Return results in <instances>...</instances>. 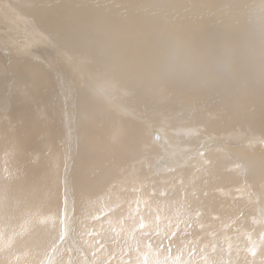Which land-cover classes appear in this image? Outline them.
I'll return each mask as SVG.
<instances>
[{"label": "bare ground", "instance_id": "1", "mask_svg": "<svg viewBox=\"0 0 264 264\" xmlns=\"http://www.w3.org/2000/svg\"><path fill=\"white\" fill-rule=\"evenodd\" d=\"M17 1L18 17L9 9L0 12V21L11 27L15 39L8 48L0 44V264L43 261L45 250L57 239L65 196L70 198L67 207L73 201L86 205L96 185H107L111 173L114 181V173L124 172L139 152L156 156L167 133L184 137L178 141L199 147L187 151L203 156L195 161L202 167H194L191 175H173L184 178L182 206L174 199L163 207L170 204L171 210H181L184 223L196 215L198 230L205 224L201 231L209 237L222 239L232 226L237 232L244 229L226 224V215L213 211L232 190L251 191L246 189L250 179L264 184V0ZM36 34L48 39L47 45L59 46V53L65 48L70 58L61 61L39 42L21 50L25 61L15 72L9 61L17 56L13 51L20 48L19 40ZM148 120L164 130L153 127L149 132L142 124ZM150 136L158 140L157 147H151ZM181 159L184 165L190 162ZM153 163L152 169L159 168ZM63 170L66 188L58 174ZM162 170L165 167L157 171ZM229 178L237 188L219 186ZM118 182L125 205L132 199L133 184L127 179ZM214 182L218 184L213 187ZM115 209L117 225L127 210ZM263 215L258 213L252 222L264 230ZM164 227L156 233L163 235ZM193 239L195 247V235ZM113 241L112 236L109 242L116 250ZM247 241L262 246L253 234ZM196 246L202 249L195 252L202 257L196 264H208L207 257L210 264H254L241 249L224 263L214 255L213 244L196 240ZM257 264H264V259Z\"/></svg>", "mask_w": 264, "mask_h": 264}, {"label": "rangeland", "instance_id": "2", "mask_svg": "<svg viewBox=\"0 0 264 264\" xmlns=\"http://www.w3.org/2000/svg\"><path fill=\"white\" fill-rule=\"evenodd\" d=\"M5 1L6 0H0V12H1V10L9 9V11L11 13H13L14 15H16L18 17L19 13L21 12V10L17 9L18 6L20 5V1L9 0V4H7V3L5 4ZM10 32H11V27L0 21V44L4 45L5 48L10 47L9 44L15 42L14 36H11ZM45 39L46 38L40 39L38 34H36V37L32 36V37H24V39H20L18 42V44L20 45V48L13 51V54H16L17 56L15 59L9 61L12 63L11 65H9V67L13 68L14 71L16 72L18 70V67H20L21 62L25 61L24 55L21 53V50H23L26 47L34 48L39 42H41L44 45V47L47 49L48 54L61 59V61H65L64 59L70 58V54L67 52V50L65 48H63L59 53L58 52L59 46H57L55 43H49V45H47L48 39L47 40H45ZM1 48H3V46H0V54L3 55V49H1ZM30 57H33V54H31ZM13 61H17V62L13 64ZM144 118H147V117H144ZM142 124H144V127L145 126L147 127L149 132L151 131V129H153V127L155 128L154 125L150 124L149 120L147 121V124H145V122ZM155 129L164 130L163 126H161V125H158V127ZM153 131H154V129H153ZM168 134L169 133H167V135ZM167 135H166V137L168 138ZM169 135H171L170 141H168L169 138L168 139L166 138V141L164 143L162 142V136H161V138L159 137L161 142L163 143V145H158L159 150L156 149L158 151L156 156H154V155L147 156V154L144 155L143 151H141L137 154V157H136L137 160L135 159V160L129 161L128 164L126 165L127 168L126 167L122 168V170H124V172H121V174L119 173V175L117 174V172H115L113 179H114V177H117L114 180L117 184L114 181H112V173H111L109 175V178L111 179V181L107 185H105V186H101L100 184L96 185V187L93 189L92 195H91V197L88 200L86 205L76 206L74 201H73V205L71 203V205H69V207H67V205H68L67 201L69 202L70 198L66 195L65 199H63V203H62V205H63L62 211L63 212H61V216H62V218L63 217L64 218L61 219L62 222L60 225V229L57 232V234H58L57 239H56L55 243H53V245H51L47 249V251L45 250V253L43 254V261L41 260L40 262H37V264H68L69 262H70V264H80V263L81 264H196L200 258L202 259L201 256L195 255V252H198L199 250L202 251V249H200L201 248L200 246H198V248H197L196 240H201L202 242L207 243V244H213L212 248L214 251V255H217L219 258H221L224 263L226 261H228L230 258L235 257L236 255L234 253H235V251H239L238 249L245 251L246 252L245 253L246 259L248 261H252L254 264H257L259 259H260V261H262L264 259L263 258L264 257L263 256L264 255V243H263L264 242V240H263L264 230L262 227L253 226V222H252L253 218L258 217V213H261V212L264 213V211H263L264 210V184L262 185L261 181L259 184L256 183L257 184L256 185L255 182L252 179H250V181L246 185V189H250L251 191L248 192V191L241 190V189L232 190L231 193L226 195L227 198L222 199V201H223L222 206L220 208L215 207V210L213 211L214 213L221 211L226 215V221H228V222H225L226 224L233 222L236 224H241V226H243V228H244V229H240V231L237 232L238 230L237 229L233 230V226H232L231 230L226 234L227 236H223L222 239L219 236L209 237V236L203 235L201 228L205 227V224H204V226L202 225L201 228L198 230L197 226H198V223H200V220L196 218V215H190L191 217L187 218L188 223H184L183 220L186 217L184 215L183 216L180 215L181 210L177 211V212L171 210L170 204L167 207H163V205L166 202L169 203V202L173 201L174 199H176V202L178 203L179 208L182 206V201H184L185 199H184V195H183V184L181 183V181H183L184 178H180V180H181L180 181L178 178H174V177L177 174L180 175L181 173H182V176H185L187 174L186 177L191 175L196 168L202 167V165L195 163V161L197 162L199 156L200 157L203 156L202 152L197 153L195 155L194 154L191 155L190 151H192L194 149H198L199 148L198 146L188 148V146L185 144L186 141H178L177 137H179V136H175L172 134H169ZM150 137L153 139L152 136H150ZM179 138H184V137H179ZM172 139H173V141L174 140L175 141L173 142ZM157 141L158 140L153 139V141L150 142L151 147H154L155 144L157 147ZM76 143H77V140L75 141V143H73V147H75ZM152 143L154 144L153 146H152ZM171 143H173V144H171ZM176 144H178V145L176 146ZM179 144H180V146H179ZM173 145H175L174 148H173ZM183 145H185V146H183ZM165 146H166V148H165ZM184 147L185 148L187 147V149L185 150ZM181 148H183V149H181ZM166 149H167V151H166ZM170 150H171V152H170ZM187 150H190V151H187ZM172 151H173V153H172ZM176 151H177V153H176ZM181 151H183V152H181ZM184 152H185V155H184ZM168 153H171V155ZM141 154H143V156ZM172 154H174V155L172 156ZM73 156H74V152L72 154V158H73ZM140 156H142V157L140 158ZM178 156H180V157L178 158ZM184 157L189 158V161H190L189 164L186 161L185 165H184L183 160L181 159ZM149 158H151V159H149ZM174 158L175 159L177 158L176 161ZM67 159H68L67 156H65L64 164H65V162H67ZM161 159H163L164 161H162ZM153 160H155V161H153ZM177 160H179V162H177ZM152 161L155 163H153ZM161 162H163V163H161ZM180 162L182 164H180ZM138 163H140V164L138 165ZM145 163L147 164V166ZM150 163H153L154 165H156L158 163L159 168L154 167L152 169ZM164 163L165 164L167 163V164L164 165ZM234 163H236V162H234ZM208 164H210V163H208ZM185 166H188V167H185ZM145 167H148V168H145ZM162 167H165V169L167 171L166 170L165 171L162 170L161 172L157 171L158 169H161ZM194 167H195V169H194ZM141 168H143V170ZM135 169L140 170L139 171L140 173L139 172L138 173L133 172ZM149 169H150V171H152L151 173H150ZM168 169H169V171H168ZM178 169L179 170L181 169V170L179 171ZM153 170H154V172H153ZM248 170H249V174H251L252 168L248 167ZM248 170L246 171V174H248ZM143 171H145V172H143ZM230 171H231V173H233L232 170H230ZM130 172H131V174H130ZM163 172H165V173H163ZM167 172H169L168 176L166 174ZM58 174L62 175L63 187L66 188L67 183H65L66 178H65L64 170L58 171ZM140 174H142L143 176L142 175L140 176ZM201 174L202 173H200L199 175H201ZM126 175H127V178H126ZM131 175H132V177H131ZM147 175L149 176V179H148ZM173 175H175V176H173ZM144 176L147 177L146 180H145ZM156 176H158L159 178ZM165 176H167L168 178H166ZM123 179H127L129 184H133V186L130 185L131 191L129 193V196L132 199L130 202H128L129 204L126 203L125 205H124V201L121 200V197L119 196V193L117 192L119 189L118 188V183H119L118 181H121ZM59 180H61V179H59ZM147 180L152 181V183L149 182L151 184L148 183V185H147L145 183V182H148ZM143 181H144V183H143ZM226 181H224V182H226ZM174 182L176 183V186H175ZM111 183H113L114 185H112ZM153 183H154V186H153ZM217 184H218V182H214L213 187L216 186ZM234 184H235L234 180L232 178H229L227 183H225V184L220 183L219 186L230 188L229 186H232ZM158 185H160V187H157ZM109 186H111V189ZM237 187L238 186H232V188H237ZM107 188H109L110 190ZM253 188H254V190H252ZM124 189L126 190L127 188L125 187ZM137 190H140V191H137ZM151 190H152V192H151ZM153 191L155 193H153ZM105 192H106V194H103ZM156 193H158V195H155ZM230 194H232V196H229ZM133 195H135L137 197L134 196L135 197L134 198V197H132ZM144 196L147 198H145ZM104 197H106L107 199L105 198V200H104ZM117 197H118V200H116ZM134 199L137 200L136 203H135ZM228 199H231V200H228ZM108 200H109V202H108ZM146 200H148V201H146ZM115 201H117V202H115ZM139 202H140V204H139ZM141 203H142V205H141ZM88 205H89V207H88ZM99 205H101V206H99ZM102 206H104L105 208H108V209H105ZM115 206L120 207L121 210H123V211L127 210V212H128V214H127V212H125L124 213L125 215H122L123 213H121V217H120L121 219H120L119 223L117 224L118 226L114 224V220H113L115 218V215H116L115 212L117 213V209H115L116 208ZM138 207H139V209H138ZM140 209H141V211H140ZM134 210H135V212H134ZM141 213H142V216H141ZM126 214H127V216H126ZM128 215H129V217H128ZM122 216H124L125 218ZM136 216H137V218H136ZM159 217H161V218H159ZM263 217H264V215H263ZM122 218H124V219H122ZM123 220H124V223H123ZM138 220H139V222H138ZM141 221H143V222H141ZM132 223H133V225H132ZM121 225H124L125 227H123V229H122ZM112 226H115V228L113 229L114 231L112 230ZM119 226H120V228H119ZM162 226H165L164 227V234L163 235L157 234L156 232L159 231L160 229H162ZM178 227H180L181 229H178ZM263 227H264V224H263ZM127 228H129V229H127ZM183 229L187 230V231H183ZM87 230H88V232H87ZM243 230L246 232H242ZM126 231H127V233H126ZM128 231H130V232H128ZM150 231H153L154 233L150 234L149 233ZM72 232H73V234H72ZM260 232H262V233H260ZM75 233L76 234L78 233L77 235H79V236H77ZM192 234L195 235V247H192L193 242H194ZM214 234H216V232H214ZM248 234H251V235H248ZM252 234L254 237H257V240L260 242L259 244L262 243L261 244L262 246H259L256 248L254 245L250 244L249 241H247V238L249 236H252ZM119 235L121 237H119ZM245 235H246V237H244ZM71 236H72V238H71ZM112 236H113L114 241H115V242L113 241V243H114V247L116 248V250H112V242H109V241H112ZM212 238H214V239H212ZM215 239L217 242H215ZM239 239H240V241L238 243ZM243 239H246V241L249 244H246V242L242 243ZM64 240H67V242L65 241L66 242L65 243ZM261 241H263V242H261ZM219 242H220V244H219ZM61 243H62V245H61ZM60 246H61L63 251H61ZM68 246H70V247L68 248ZM52 247L55 249L58 248L57 251L59 250V252H57L55 249H52ZM64 247H65V250H64ZM71 249L74 250L73 254H72ZM207 249H210V246H208ZM186 250H189V251H186ZM50 251H52L53 253ZM70 251H71V253H70ZM184 251H186V252H184ZM58 254H60V255H58ZM61 254H63V255H61ZM56 255H57L58 260L56 258ZM259 255L262 258H260ZM92 256L97 261L92 260L93 259ZM62 257H64V258H62ZM252 257H254V258H252ZM53 259H54V261H53ZM70 259H72V261H70ZM80 259H82L81 262H80ZM246 259L244 260V262H248ZM49 260H50V262H48ZM76 260H79L78 263ZM73 261H74V263H73ZM206 261H208V264H210L211 263L210 257H207ZM30 264H35V263L32 262Z\"/></svg>", "mask_w": 264, "mask_h": 264}]
</instances>
